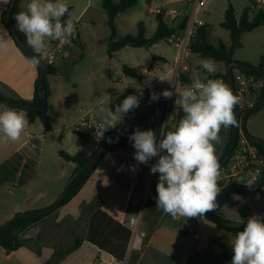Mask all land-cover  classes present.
I'll list each match as a JSON object with an SVG mask.
<instances>
[{
    "label": "crops",
    "instance_id": "1",
    "mask_svg": "<svg viewBox=\"0 0 264 264\" xmlns=\"http://www.w3.org/2000/svg\"><path fill=\"white\" fill-rule=\"evenodd\" d=\"M91 1L80 0V17L92 10ZM112 1L118 3L120 0ZM29 2L30 0H20L19 10L26 11ZM8 3L9 0H0V38L8 42L7 49L0 50V95L29 103L33 100L34 83L38 72L25 63L24 54L2 24L1 15L7 10ZM64 3L68 5L71 15L75 0H65ZM159 6L183 8L189 14L193 10L194 0H137L135 6L116 16L117 35L123 37L118 34L117 24L125 15L122 23L135 27L136 34L138 25L142 24L145 37L150 38L157 25L153 10ZM99 25L101 28L98 32ZM87 26L94 33L91 34L92 40L88 34L82 33L75 26L76 39L61 54L67 63L53 65L55 74L47 76L46 113L52 127L51 131L45 132L41 122L36 119L29 123V127L19 140L8 142L0 140V226L15 214L42 210L56 201L75 169L73 164L65 162L58 156L59 151L82 159L90 157L94 152L95 147L90 141L80 138L74 132L73 126L79 119L86 117L88 112L93 110L94 117L100 121L101 103L103 105L108 103L107 107H110L112 97L128 93L136 87L154 86L161 91L158 84L160 78L165 76L171 81V68L162 77L143 86L128 84L127 80L130 77L123 73L124 77L117 76L116 80L111 79V60H115L127 47L117 51L111 58L108 57L109 29L101 0H97L96 9L87 20ZM154 47L155 45L148 50ZM154 56V63L166 61L160 54ZM261 56L264 55L258 57L257 64ZM83 59H90L95 70L99 71L100 83L87 95L80 91V61ZM232 59L251 65L247 60H236L233 57ZM121 62L122 66L126 65L140 73L141 78L134 80L144 81L150 74L156 75L154 66L146 69L142 64L126 63L124 60ZM75 69L78 72L77 76L73 74ZM175 113L179 120L181 113L177 111ZM257 113L250 116L251 121L248 122L249 118L247 119L246 131L262 139L264 137H261L262 134L256 124ZM152 121L155 123L158 119ZM231 128H222V143L216 153L218 160L223 156ZM119 129L117 125L116 129L107 132H116ZM74 138L87 144L83 145L84 152L80 150V144L75 143ZM134 153L135 151L131 150H115L104 155L74 197L19 233L22 246L18 250L7 252L0 247V264H194L195 258L203 257L204 254L201 256L196 251L199 218L173 219L162 209L157 208L156 185L159 174L150 172L151 166L157 160L152 158L147 164H142L135 171H131L128 163L135 160ZM121 166L122 170L118 171ZM245 195L241 194L242 197ZM254 195L257 197V194ZM234 197L224 206L231 205ZM257 199L264 208V186L260 189ZM130 200L143 202L139 227L146 233V240L141 251L130 249L132 237L125 213L126 204ZM224 206L221 208L223 216L221 219L228 221L225 218ZM260 213L264 216V211ZM253 214L258 212L251 213ZM242 219L238 218L235 221ZM242 221L247 222L246 219ZM226 232L224 229L221 234L215 231L217 237L209 239V245L213 244L211 240L225 236ZM77 243L78 246L72 251H62ZM206 251L221 255L224 262L230 264L233 254L229 249H223L221 253L211 249Z\"/></svg>",
    "mask_w": 264,
    "mask_h": 264
},
{
    "label": "clouds",
    "instance_id": "2",
    "mask_svg": "<svg viewBox=\"0 0 264 264\" xmlns=\"http://www.w3.org/2000/svg\"><path fill=\"white\" fill-rule=\"evenodd\" d=\"M66 14L69 19L63 20ZM14 19L16 30L24 34L33 53L25 56V63L33 69L43 66L41 61L49 52L50 41L70 44L75 31L68 5L61 0H30L26 11L18 12ZM7 46V40L0 38V50H6ZM201 66L210 75L217 71L216 62L211 58L202 60ZM160 80L172 83L167 76ZM175 94L178 97L175 105H179L183 113L179 120L177 113L170 114L160 127L159 139L153 129L139 128L134 129L128 139L135 149L134 159L138 164H147L158 157L150 168L151 174H159L156 207L173 219H203L218 207L221 164L216 145L222 143V128L238 126L234 109L240 97L222 79L209 78L204 82L198 76L191 77V83L184 84L179 92L175 86ZM160 95L171 98L174 93L168 89L160 94L153 92L151 99L158 100ZM139 102L137 95H128L114 108L101 103L102 118L94 126L97 141L121 124L125 115L139 107ZM28 127L25 110L17 111L0 104V140L17 141ZM108 142H112L111 138ZM130 170L135 171V166ZM256 179V176L251 179L241 176L237 182L251 189ZM231 248L230 264H264V216H249L243 230L236 233Z\"/></svg>",
    "mask_w": 264,
    "mask_h": 264
},
{
    "label": "trees",
    "instance_id": "3",
    "mask_svg": "<svg viewBox=\"0 0 264 264\" xmlns=\"http://www.w3.org/2000/svg\"><path fill=\"white\" fill-rule=\"evenodd\" d=\"M19 2L20 0H16L15 4L13 6V9L11 11V21L15 25V15L20 12L19 10ZM102 2V7L106 12L107 15V26L109 29V39L107 42V55L108 57H112L117 51L121 50L124 47H131V48H139V49H150L154 45H157L158 43H167V38H169L171 35H174L178 32H183L187 26L189 17L184 16L180 19L177 27H171L170 25L164 23L160 17H156V29L153 35L150 38L145 37V32H144V27L142 24L138 25V32L136 35H125L123 37H119L117 35V30L115 26V18L118 14L125 12L127 9L133 7L136 5L137 0H120L118 3H114L112 0H101ZM7 11V10H6ZM6 11H4L1 15V21L6 30L8 31L7 24H6ZM63 20H67V14L65 17H63ZM220 26L228 31L229 34V40L230 43L229 45H226L222 42H219L216 47L212 46L209 41V35L208 32L205 28H200L196 31V34L194 36V39L190 42V52H191V58L192 56H197L201 59H206V58H211L214 60L216 63H221L224 66V72L223 73H215L212 74V76L216 77H223L225 82L228 84L229 79H228V73H227V66L233 62L232 55L233 51L237 48H241V37L244 33L250 32L256 28L259 27H264V11H259L256 13H250L247 8H244L240 19L237 21L234 16V10L231 4H228L227 9L224 11L223 14V21L220 24ZM9 32V31H8ZM16 34L19 37L22 42L25 43L26 37L24 36L23 33H20L18 30H16ZM16 44V43H15ZM17 46V45H16ZM25 56V55H24ZM153 61L155 60V56H152ZM246 64V63H244ZM249 65V64H247ZM251 66V65H250ZM258 69L262 70L264 72V56H261L259 58L257 66ZM38 74L40 72V68L36 69ZM201 70L204 72V75H207L208 73L206 70L201 68ZM234 69H232L233 71ZM122 73L130 78L133 79H140V73L137 72L135 69L130 68L126 65L122 66ZM55 74V68L53 66H48V69L45 73L44 76V85L46 88V94L48 95V84H47V76L49 75H54ZM191 74V73H190ZM247 76L253 77L257 82L262 83V87L260 89L259 93V99L257 104L260 103L262 99H264V76H262L261 73H245ZM210 75V74H209ZM192 76V75H191ZM202 78V77H200ZM157 88L153 87L150 90V93L157 92ZM127 93L120 94L118 96L112 97L110 107L114 108L116 104H119L122 102L124 98H126ZM0 101L5 102V103H23V104H29L32 106L38 107L40 105V100H39V86L37 83V80L34 83V96L33 100L29 103L6 97L3 95H0ZM256 104V105H257ZM264 107H261L262 109ZM260 109L254 111L251 113L248 118L258 112ZM17 111L19 110H25L27 112L28 116V121L29 123H32L34 120L38 119L45 132H50L52 127L49 121V118L47 116L46 111L45 112H35V111H30L26 109H15ZM247 118V119H248ZM236 119L239 122V117L236 114ZM154 131L156 132L157 138L159 139V132H160V126H157L154 128ZM74 132L82 139H88V136L86 134H83L79 131ZM117 133H126L124 130H117ZM108 132H106V135ZM233 139V130L231 128L230 134L228 141L226 143L225 149L223 156L219 159V162L222 161L224 158L225 154L228 152L231 143ZM112 142L109 143L107 142L105 148L103 151L97 156V158L94 160V162L82 173L80 174L71 184L66 197L64 198L62 204L59 206H63L66 204L72 197H74L78 191L82 188V186L85 184V182L88 180V178L91 176L96 164L98 161L106 154L113 152L115 150H131L135 151V149L132 147L131 142L129 141L128 138L125 137H113L111 138ZM253 145L256 146L258 149L259 153L261 155H264V146L254 143ZM58 156L64 160L65 162L71 163L75 166V169L72 173V175L80 169L87 161L88 158L82 159L79 156L75 155H70L64 151H59ZM264 181V178H261L258 182ZM227 187L221 188L220 195L217 198H220L224 195L225 191L227 190ZM260 190L258 191H246L244 189H238L235 188L231 191L230 195L225 199V201L221 204H218V207L215 212H210L219 218H223L222 213H221V208L228 204L232 199L234 195L237 194H259ZM57 207V208H59ZM56 208V209H57ZM46 209V208H44ZM42 209V210H44ZM55 209V210H56ZM42 210H36V211H30L27 213H37ZM54 210V211H55ZM53 212V211H52ZM51 212V213H52ZM49 213V214H51ZM49 214L42 216V217H37V218H19L14 220L9 227H7L3 232L0 233V247L3 248L7 252L11 251H16L22 246V242L19 239V233L26 228H28L30 225L33 223L43 219L44 217H47ZM222 229L228 231L234 238L235 235L238 231H242L243 227H225V226H220ZM78 246V243L70 247L69 249L62 250L63 252H68L72 251L75 247ZM45 264H54V263H45Z\"/></svg>",
    "mask_w": 264,
    "mask_h": 264
},
{
    "label": "built area",
    "instance_id": "4",
    "mask_svg": "<svg viewBox=\"0 0 264 264\" xmlns=\"http://www.w3.org/2000/svg\"><path fill=\"white\" fill-rule=\"evenodd\" d=\"M203 5L204 0H195L193 10L189 14L186 9H178L169 6H159L153 10L154 15L160 17V19L168 25L174 21L180 20L184 16L189 17L185 30L179 35L178 33L171 35L166 40L168 44L176 45V54L171 68L172 83L169 84L168 87V90L173 91L174 95L171 98H165L163 95H160L158 100H152L150 90L154 86L131 89L127 93V96L137 95L140 97L139 107L124 116L123 122L119 124L121 130H124L128 134H131L136 128L141 130H154L157 126L161 127L171 114V111H177L182 114V109L179 105H175V100L178 98L177 94H175V86L176 90L179 92L184 84L191 83L190 42L194 38L196 31L205 26L202 20L196 18L199 9ZM246 8L250 13L264 11V0H253L247 4ZM75 39L76 29L71 37V43H73ZM70 44L60 45L59 41L54 40L50 43L49 52L42 61L46 63L47 66H53L56 55L61 53ZM232 75L234 94L240 97V103L235 107V114L238 115V123H240L246 111L257 104L262 83L257 82L253 77L247 76L244 72L237 69L232 71ZM209 78L222 79L225 82L223 77H216L209 74L204 75V77L200 79L206 82ZM162 92L163 91H157L155 93L160 94ZM156 118L158 121L154 123L152 120ZM99 122L100 121L94 117V111L91 110L86 117L79 119L73 127L76 131L96 139L94 135L96 129L94 126H97ZM105 135L106 133L104 137ZM154 158L157 160L158 157ZM140 165L142 164H138L137 161L134 160L128 163V168L131 169L132 166H135L137 169ZM241 176H247L249 179L256 176L255 185H257L259 180L264 178V155H261L256 146L253 145V142L239 130L235 146L226 163L221 166V177L218 181L220 189L227 186H236L243 189L247 188L243 184L237 182ZM142 206V201L130 200L125 208L127 225L132 237L130 249L134 251L143 250L146 240V233L139 227Z\"/></svg>",
    "mask_w": 264,
    "mask_h": 264
},
{
    "label": "rangeland",
    "instance_id": "5",
    "mask_svg": "<svg viewBox=\"0 0 264 264\" xmlns=\"http://www.w3.org/2000/svg\"><path fill=\"white\" fill-rule=\"evenodd\" d=\"M64 1L65 0H61V2L63 3ZM96 2L97 0H92L90 3L92 10H89L82 17H80V0H75V7L70 15V18L72 19L74 25L79 28L82 33L88 34L90 36V40H92V35H94V33L92 32V29L87 26V20L90 19L92 11L96 9ZM249 2L250 1L248 0H204V5L199 9L196 18L198 20H202L205 23V26L203 28H205L208 32V41L212 46L216 47L219 42H222L226 45H229L230 43L228 31L224 30L220 26L223 21L224 11L227 9L228 4H231V6L233 7L235 19L238 21L241 17L244 8H246ZM125 17L126 16L123 15L121 17V20ZM121 20H119L117 24L118 34L122 36L135 35L137 29L132 26L129 27V25L122 23ZM179 21L180 20L174 21L169 25L171 27H177ZM100 28L101 26L99 25L97 28L98 32L100 31ZM179 34H181V32H178V35ZM240 42L241 48L235 49L233 51L232 57L236 60H247L250 62L251 65L254 66L257 65L258 57L260 55H264V28H258L251 32L244 33L241 37ZM71 45L72 43L69 46ZM68 47L65 48L63 51H66ZM73 48L74 47L71 48L72 52H74ZM62 52L56 55L54 65L58 66L67 63L61 57ZM156 54L162 55L166 61L154 63L152 56ZM175 54L176 45L168 43H158L151 50L134 49L131 47L124 48L120 52V54L116 56L115 60H111V79L116 80L117 76H123L121 71L123 63L121 62V60H124L126 63L142 64L146 69H149L153 66L156 68V75L150 74L144 81L134 80L131 78H128L127 80L128 84H137L138 86L147 85L151 82H154L157 78L162 77L168 69L172 68V63ZM202 60L204 59H201L197 56H192L190 65L191 75L198 76L199 78L204 77V72L201 70ZM216 68V73L224 72L223 64L216 63ZM77 73V69H75V73L73 72L74 76H77ZM98 76L99 71L95 70L93 62L90 59H83L80 61V91L82 92V94L87 95L88 92L92 89L95 90L96 86L100 83ZM168 87V81H160L158 84V89L161 91L168 89ZM103 106L107 107L108 103ZM173 112L175 111H171V114ZM181 115H183V113ZM251 119L252 118L249 117L248 122L251 121ZM256 124L261 134L264 135V108L258 111L256 116ZM222 130L223 129H221L220 137L222 135ZM262 135L261 137H264ZM74 139L75 143L80 144V150L84 152L85 150L83 148V145L87 144H85L82 140H79L78 138ZM219 146L220 144L216 145V153ZM234 196V202H231V205L224 206V208H226L225 218L228 220V222H235V220H237L238 218H243L242 220H247V218L251 216V213L258 212V214L261 215L260 212L264 211V208H262V205L259 203L257 197L254 194H246L243 197L241 196V194H237V196ZM243 222L246 223V221ZM233 240L234 238H232V235L227 231L225 236L211 240V243H213L212 245H215L221 249H229L230 252H232L231 242ZM193 262L194 264H226L221 255L215 254L211 251H206L203 257L195 258Z\"/></svg>",
    "mask_w": 264,
    "mask_h": 264
},
{
    "label": "water",
    "instance_id": "6",
    "mask_svg": "<svg viewBox=\"0 0 264 264\" xmlns=\"http://www.w3.org/2000/svg\"><path fill=\"white\" fill-rule=\"evenodd\" d=\"M15 1L16 0H9V3H8V8L6 11L7 28H8L9 33L11 34L13 40L15 41L18 48L22 51V53L25 56H31V55H33L31 49L27 46L26 43L22 42V40L19 39V37L16 34L15 25L11 21V11L13 9ZM41 63L43 66L40 67V72H39L38 77H37V83L39 86L40 105L38 107H36V106L29 105V104L5 103V102H1V101H0V104L8 105L9 107H11L13 109H26V110L35 111V112H45L46 108H47V94H46V88L44 85V76H45V73L48 69V66L43 61H41ZM232 69H237V70L244 72V73L257 72V73H261L262 76H264V72H262V70L258 69L257 67H253V66H250V65H247V64H244L241 62H237V61L231 62L227 66V73H228V79H229V86L233 92H234V87H233L234 82H233ZM261 107H264V99H262L259 104L251 107L250 109H248L246 111V113L242 117L241 122L238 123L237 127H232V130H233L232 143H231V146H230L228 152L225 154L224 158L220 162L221 166L226 163L230 153L232 152V150L235 146L236 140H237V135H238L239 130H241L242 133L252 142L258 143V144L264 146V139L254 137L246 131V121H247L248 116L251 113H253L254 111L260 109ZM234 111H235V109H234ZM235 116H236V114H235ZM130 135L131 134H128V133L110 132L107 135H105V137L101 141H97L94 138L88 137V140L95 147V150L90 155V157H88L86 163L80 169H78L73 175H71V177L67 181L65 187L63 188L62 192L60 193V195L56 199V201L51 206H49L46 209L39 211L37 213H19V214L13 215L3 225L0 226V233L3 232L7 227H9L10 224L16 219L42 217V216H45V215L51 213L52 211H54L57 207H59L62 204L64 198L67 195V192H68L71 184L73 183V181L80 174H82L94 162V160L97 158V156L103 151V149L105 148V146L108 142V139L113 138V137L128 138ZM262 186H264V181L253 186L251 189L245 188L244 190H246V191H258L262 188ZM235 188L243 189L241 187H236V186L228 187L227 190L225 191L224 195L220 198H217V204L223 203L225 201V199L230 195L231 191ZM245 224H246L245 222L241 223V221L228 222V221L221 219L218 216H216L210 212L207 213L203 219L199 218L197 221V234H198V244L196 246L197 253L202 256L204 254V251L209 250V249H211L212 251L221 253L222 250L220 248H218L217 246H214V245H209V239L217 237V235L215 234V231H217L218 234H221L222 228L220 226L244 227Z\"/></svg>",
    "mask_w": 264,
    "mask_h": 264
},
{
    "label": "flooded vegetation",
    "instance_id": "7",
    "mask_svg": "<svg viewBox=\"0 0 264 264\" xmlns=\"http://www.w3.org/2000/svg\"><path fill=\"white\" fill-rule=\"evenodd\" d=\"M25 43H26V41H25Z\"/></svg>",
    "mask_w": 264,
    "mask_h": 264
}]
</instances>
